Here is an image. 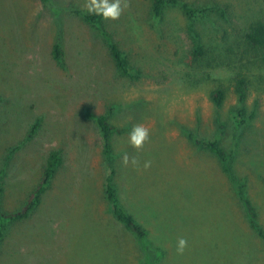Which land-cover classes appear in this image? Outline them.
I'll return each mask as SVG.
<instances>
[{
  "label": "rangeland",
  "instance_id": "1",
  "mask_svg": "<svg viewBox=\"0 0 264 264\" xmlns=\"http://www.w3.org/2000/svg\"><path fill=\"white\" fill-rule=\"evenodd\" d=\"M180 1L214 10L189 20L169 6L156 18L152 0H121L119 18L104 19L128 61L120 74L99 32L74 12L89 0H0L2 211H20L49 153L62 157L38 207L6 227L0 264H264V236L241 200L264 233V52L243 38L264 23V0ZM193 31L206 49L200 59ZM56 42L64 66L52 56ZM89 113L115 127L113 182L145 240L114 217L103 138ZM136 126L148 130L139 148L130 143ZM191 135L219 141L225 165Z\"/></svg>",
  "mask_w": 264,
  "mask_h": 264
},
{
  "label": "trees",
  "instance_id": "2",
  "mask_svg": "<svg viewBox=\"0 0 264 264\" xmlns=\"http://www.w3.org/2000/svg\"><path fill=\"white\" fill-rule=\"evenodd\" d=\"M50 0H41L42 3L47 4ZM180 5L182 7L183 14L189 19H197L201 17H206L209 12L213 11L214 8H195L190 6L187 3H181L180 0H152L151 9L156 18L162 15L163 10L169 6H177ZM76 15L81 17L88 25L94 27L100 34L103 43L106 48L109 50V54L111 59L119 71L120 74H126L128 71V61L125 58L122 50L119 45L114 41L113 36L105 29L104 18L95 14H89L88 11H74ZM194 39H193V49L192 56L195 59H200L206 55V49L198 38H200L199 34H196L194 31ZM197 38V39H196ZM244 44L249 48L263 51L264 52V23L256 22L252 24L244 34ZM52 56L54 60L59 64L64 66V50L60 42H56L53 46ZM236 90L240 94L241 98L245 97V87L243 80H238L236 84ZM211 98L216 106H221L224 99L225 93L223 90L218 89L212 92ZM113 109H110L108 113L111 115ZM241 115H244L245 112L242 110L240 112ZM88 117L96 122L98 125L101 135L103 138V155L108 165V176L106 178L105 183V193L108 201L111 204L113 214L115 219L123 224L127 229H129L137 238L141 240H145L147 237V231L140 224L137 219L126 209V207L120 201L118 196L115 184L113 182V178L115 175V168L113 165V147H112V137L115 133V127L111 124L108 115H102L96 117L95 115L89 113ZM38 124H35L32 127V134L37 130ZM190 139L193 142L200 146L209 150L212 154H214L224 165L227 161V155L225 153L224 148L220 144L219 141H209L206 142L204 140L198 139L193 135L190 136ZM62 165V157L60 152L51 151L46 159V164L43 170V174L39 184L36 189L31 193L26 205L15 213H5L0 208V242L4 237V232L6 227L15 221L22 220L27 218L39 205L41 196L46 191L47 187L51 184L56 172ZM226 167V166H225ZM2 193V189L0 187V196ZM241 200L244 204V207L247 212V219L251 226V228L257 232L260 236H264L263 230L260 227L257 220V212L256 208L253 206L251 201L241 194Z\"/></svg>",
  "mask_w": 264,
  "mask_h": 264
},
{
  "label": "clouds",
  "instance_id": "3",
  "mask_svg": "<svg viewBox=\"0 0 264 264\" xmlns=\"http://www.w3.org/2000/svg\"><path fill=\"white\" fill-rule=\"evenodd\" d=\"M87 11L89 14H95L104 19L115 20L119 18L122 12L121 0H89ZM147 138L148 130L143 126H136L130 134V143L132 146L139 148ZM125 162H127L126 157ZM185 246L186 241L181 239L178 244V250L183 251Z\"/></svg>",
  "mask_w": 264,
  "mask_h": 264
},
{
  "label": "bare ground",
  "instance_id": "4",
  "mask_svg": "<svg viewBox=\"0 0 264 264\" xmlns=\"http://www.w3.org/2000/svg\"><path fill=\"white\" fill-rule=\"evenodd\" d=\"M112 225V224H111ZM118 252V251H117Z\"/></svg>",
  "mask_w": 264,
  "mask_h": 264
}]
</instances>
